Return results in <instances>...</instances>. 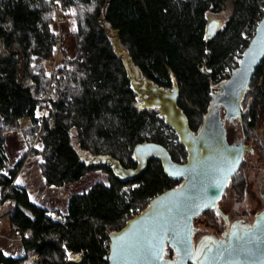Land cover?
Returning <instances> with one entry per match:
<instances>
[{
	"label": "trees",
	"instance_id": "16d2710c",
	"mask_svg": "<svg viewBox=\"0 0 264 264\" xmlns=\"http://www.w3.org/2000/svg\"><path fill=\"white\" fill-rule=\"evenodd\" d=\"M263 12L264 0H0V196L10 204L9 233L21 244L17 255L0 247V264H21L28 253H38L41 264H67L69 251L82 253L83 264H106L110 233L180 179L156 158L124 178L94 157L135 168L133 149L146 141L163 144L173 161L186 156L159 111L139 103L128 60L145 81L177 86L176 103L197 131L214 84L237 66ZM241 107L242 134L264 158V57ZM20 120L23 136L37 135L40 146L26 145L10 165L6 143ZM28 152L48 186L96 169L106 181L70 193L64 210H54L65 221H52L24 186L11 184ZM234 186L239 195L244 183ZM204 213L217 218L213 208Z\"/></svg>",
	"mask_w": 264,
	"mask_h": 264
},
{
	"label": "water",
	"instance_id": "95a60500",
	"mask_svg": "<svg viewBox=\"0 0 264 264\" xmlns=\"http://www.w3.org/2000/svg\"><path fill=\"white\" fill-rule=\"evenodd\" d=\"M207 31L211 32L210 26ZM263 57L264 12L237 66L225 80L218 82V89L213 92L196 132L189 128L185 114L176 103L177 86L165 90L138 74V83L141 85L145 81L146 87L159 96V101L148 104L159 105V113L184 145L187 159L175 162L163 144L151 141L135 145V168H124L116 160L101 161L94 157L99 163L109 162L124 178L137 177L148 162L156 158L169 177L183 179L179 185L154 196L120 229L110 233L109 248L103 256L106 264H188V261L194 264H264V210L256 215L250 226L240 224L239 228L234 226L237 222H233L226 237H215L217 240L204 254L194 252L192 243V219L214 206L241 161L244 145L241 141L228 142L225 122L240 116L242 97ZM128 68L132 69L129 60ZM167 245L174 251L172 257L165 256ZM186 250L191 254H186Z\"/></svg>",
	"mask_w": 264,
	"mask_h": 264
},
{
	"label": "rangeland",
	"instance_id": "374dc122",
	"mask_svg": "<svg viewBox=\"0 0 264 264\" xmlns=\"http://www.w3.org/2000/svg\"><path fill=\"white\" fill-rule=\"evenodd\" d=\"M219 16L221 15H214V18H217ZM65 29L66 28L62 29V33L66 32ZM129 70L132 76L133 85H135L136 83H138L136 77L139 75L135 71V69L129 68ZM132 71L136 72L135 75L132 73ZM144 85H145V81H144ZM217 86L218 83L214 84V92H216V90L218 89ZM139 103L144 106H153L148 103L146 104L140 100ZM228 122L229 123L227 125L228 127L226 130L230 132L229 133L230 140L233 142H239V140L241 139L240 120L238 118L233 120L232 118L229 119ZM19 128L17 129V131L9 133V139L6 143V154L9 158L10 165H13L15 163V161L19 157V154L26 148V145H28L29 149H31L32 144H35V142L33 143V141L29 137L25 138L23 136V133L21 131L24 127L20 129ZM36 137H34V139ZM37 146H40V144H37ZM244 157L246 158L245 170H247V173L249 172V175L251 176L248 182V188L245 198L236 199L232 196L233 194L229 192L226 195V198L224 199L223 202H219V203L215 202L214 208L216 210L225 209L227 211L233 210L234 213H240L244 210H248L253 205L259 202V198L257 196L256 182L260 181L261 176H263L262 181L264 185V167L261 163V157L256 152L255 149L254 150L252 149V147L251 149L250 148L248 150L246 149V152L244 153ZM17 180L22 181V183L19 185L24 186L26 190H28L33 200H36L37 202H40L41 204L45 205L47 209L53 211L58 209L63 211L65 208L64 205L70 193L87 189L90 186V184L96 180L106 181V174L100 169H96L86 173L80 180L72 184H69L67 186L64 187L48 186L44 183L43 177L41 176L36 157L30 155V153L28 152L27 155H25L23 161L21 162L20 167H18V170L13 178L14 182H16ZM236 218L245 220L240 215L236 216ZM209 219H210V213H204V214L200 213L192 219V243H193L194 252L196 253H198L197 240L200 236L211 234L212 236L218 239H224L226 237V236H219L217 234L214 228L216 225L215 221L211 222ZM6 220L7 219H5L1 223L2 227L0 229V233H1L0 247L7 254L17 255L21 253L20 238L16 235L9 233L8 225L5 222ZM229 230L230 227L227 231L229 232ZM227 231L224 230L223 233H226L227 235L228 233ZM167 247L170 246L168 245L166 246L165 253L167 251ZM34 254H38V253H34ZM37 256H39L38 259L41 262L40 255ZM165 256L167 255L165 254ZM80 263L83 264V260L80 261ZM67 264L70 263L67 262Z\"/></svg>",
	"mask_w": 264,
	"mask_h": 264
},
{
	"label": "flooded vegetation",
	"instance_id": "af4514ba",
	"mask_svg": "<svg viewBox=\"0 0 264 264\" xmlns=\"http://www.w3.org/2000/svg\"><path fill=\"white\" fill-rule=\"evenodd\" d=\"M135 86L137 87V94H138V97H140V101L144 102V103H149L151 101H159L160 98L159 96L154 93V92H151L150 89H148L146 87V85H144V81L141 82V85L139 83H136ZM146 87V88H145ZM151 105V104H150ZM158 106L159 105H153L151 107H155L157 110H158ZM159 111V110H158ZM223 109H222V113H223ZM236 118H239V116L237 117H234V119ZM229 120H226L225 122V129H227V125H228V122ZM201 126V125H200ZM196 132V131H194ZM240 135H241V139L239 141L242 142V144L244 145V150L242 152V158H241V161L238 165V167L236 168V170L233 172V174L231 175V177L228 179L227 183H226V186L224 188V190L222 191V193L220 194L219 198L217 199L216 202H223L224 199L226 198V195L231 192L233 195L234 198H242L244 199L245 198V195L247 193V188H248V182H249V179H250V175H249V172L247 173V170H245V161H246V158L244 157V153L246 152V149L248 150L249 148L254 150H256V152L260 155L261 157V163L264 167V158H263V155L258 151V149H256V147L254 146V140L252 139H247L245 137V135L242 134V131H241V124H240ZM229 131L226 130V137H227V140L229 143L233 142L230 140L229 138ZM177 139H178V136H177ZM179 141V139H178ZM180 142V141H179ZM172 143H176V139H172ZM185 148V147H184ZM186 151V149H185ZM187 159V152H186V156H185V159H182L181 161H175V162H179V163H182V162H185ZM263 175V174H261ZM262 177L261 176V179L259 182H256V188H257V196L259 198V202L255 205H253L251 208H249L248 210H244L240 213H234L233 210H230V211H227L225 209H218L216 210L214 208V206L210 207V208H213L214 211L216 213H219V214H216L217 215V219H215V230L217 232V234L219 236H225L226 233H223L224 230L227 231L229 229V227L231 228L232 227V222H239V224L241 225H252L253 224V221L256 217V215L258 213H260L261 211L264 210V185H263V181H262ZM183 181V179H180V183ZM239 181H242L244 183V187H243V190L242 192L237 195L236 193V190H235V184H237ZM208 208V209H210ZM207 210V209H206ZM202 213V212H201ZM242 216L243 219L245 220H241V219H238L236 218V216ZM228 232V231H227ZM188 264H194V262H190L188 261Z\"/></svg>",
	"mask_w": 264,
	"mask_h": 264
},
{
	"label": "built area",
	"instance_id": "2783aa9c",
	"mask_svg": "<svg viewBox=\"0 0 264 264\" xmlns=\"http://www.w3.org/2000/svg\"><path fill=\"white\" fill-rule=\"evenodd\" d=\"M54 15H55L56 18H58L57 11H55ZM59 47H60V42H58L57 45H56L57 49H56V52H55V56H57L59 54V52H58ZM44 112H45V108L43 109V113ZM26 126L27 125H26L25 120H20V128H23V127L25 128ZM34 142H35L36 145L40 144L38 136L35 139H33V143ZM11 184L14 185V186H21V185L17 184L14 181H12ZM9 212H10V204H9V202L6 199H4L2 196H0V224L5 219L8 218ZM46 216L49 217L52 221H56V222H59V223H63L65 221V218H64L63 214H56L55 211L50 210V209H48L46 211ZM70 254H74V253L72 251L67 252V255H66L67 262H68V257H69ZM78 254H82V253H78ZM37 255H39V254L28 253L21 264H30L31 258H35L36 264H41V262L38 259L39 256H37Z\"/></svg>",
	"mask_w": 264,
	"mask_h": 264
},
{
	"label": "bare ground",
	"instance_id": "6f19581e",
	"mask_svg": "<svg viewBox=\"0 0 264 264\" xmlns=\"http://www.w3.org/2000/svg\"><path fill=\"white\" fill-rule=\"evenodd\" d=\"M62 37V36H61ZM234 226H237L241 228L239 222L235 224ZM243 227V226H242ZM198 238V237H197ZM217 239L212 236L211 234L202 235L197 240V250L199 254H204L206 249L213 244ZM80 261H82L81 254H70L68 257V262L70 264H81ZM30 264H36L35 258H31Z\"/></svg>",
	"mask_w": 264,
	"mask_h": 264
},
{
	"label": "snow or ice",
	"instance_id": "6c2138e0",
	"mask_svg": "<svg viewBox=\"0 0 264 264\" xmlns=\"http://www.w3.org/2000/svg\"><path fill=\"white\" fill-rule=\"evenodd\" d=\"M16 183H17V184H21V183H22V181H20V180H17V181H16ZM217 214H219V213H217ZM186 254H189V255H190L191 253H190V252H187V250H186Z\"/></svg>",
	"mask_w": 264,
	"mask_h": 264
}]
</instances>
